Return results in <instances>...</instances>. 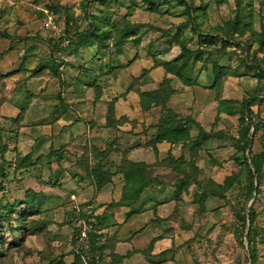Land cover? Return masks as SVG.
Returning a JSON list of instances; mask_svg holds the SVG:
<instances>
[{"label": "rangeland", "instance_id": "374dc122", "mask_svg": "<svg viewBox=\"0 0 264 264\" xmlns=\"http://www.w3.org/2000/svg\"><path fill=\"white\" fill-rule=\"evenodd\" d=\"M164 1L168 6L163 7L161 13L164 14L160 15L149 11L151 4L148 0H120L123 8L117 10L122 16L115 18L117 21L125 15L133 23L170 29V36L164 38L163 44L168 47L153 50L154 53L161 51L157 56L161 63L178 55L180 46L172 42V36L188 19L179 16L185 9L181 6L183 0ZM189 2L202 7L203 13L199 12L196 18L198 23H203L201 29L208 33L217 26L219 39L216 49L224 53L221 55H226L218 60L231 68L222 81L221 95L217 94V100L214 91L211 93L210 89H206L207 94L203 95L198 87L184 85L175 79L177 88L182 89L180 100L185 103L192 96H199V104H204L200 116L206 128L221 135L216 142L210 140L205 145L206 150L200 152L202 162L198 167L204 174V213L199 217L197 215L196 188L183 191L187 195L183 194L180 200L174 199L175 191L171 188L180 178L174 169H181V163L169 159L147 165L151 169L149 175L156 183L155 194L148 208H144L150 213L140 215L136 221L132 210L112 208V204L121 199L120 186L97 199L94 197L93 188L87 186L88 181H85L86 175L79 174L76 167H95L97 162L85 145L94 143L106 147L111 139L107 131L101 130L103 119L100 109L95 112L98 117L94 127L84 123L78 126H84V131L75 128L77 118L81 116L88 121L94 114L91 113L94 94L79 86L75 79L79 71L76 68L67 67L64 72L70 84L63 94L69 107L66 113L60 101L53 98H19L20 91L15 89L17 86L12 81L7 83V80L0 78V102L7 91L13 95L12 99L9 95L11 101L8 106L0 110V264H141L129 260L134 251L148 248L150 239L157 241L153 252L155 255L165 252L155 264H264V127L255 131L257 123H264V0ZM50 7H56L58 12H52ZM100 9L101 2L97 0H0V33L8 35V38L0 35V70L9 73L19 69V63L8 69H3V64L24 57L31 68L41 60L44 63L47 59L50 61L54 43L51 41L59 37L66 20L70 19V26L72 24L74 29L77 26L78 34L84 33L88 28V16L98 15ZM165 10L169 12L165 13ZM106 12L104 10L103 14L108 16ZM202 14L205 15L204 19H201ZM51 17L57 30L47 26ZM228 21H241L249 26L250 40L244 42L238 38L235 44L221 37L222 28ZM180 27L178 43L192 50L197 49L199 39L193 29L194 24L190 22L186 29ZM252 31L262 36L256 37ZM72 32L70 35L74 34ZM150 36L152 34L143 38L139 48L126 50L130 57L137 53L138 56L130 65L128 59L123 58V63L128 67L111 75L104 99L119 96L132 85H129L130 76L152 66L148 52ZM96 50L97 47L85 50L81 52V58L70 60L88 63V68L92 70L90 79L106 82V75L102 72L110 69L103 65L108 59L103 57L105 53L94 58ZM70 52L74 53V48ZM242 59L258 69L235 70L239 65H244ZM101 65L103 67L100 69ZM201 65L191 57L186 69L198 76ZM203 72L199 76L201 84L210 85L214 81L212 72L207 69ZM238 73H246V76L237 77ZM205 75H209V78ZM153 79L146 76L136 83L132 87L134 91L118 102L119 112L131 118L139 117L138 92L161 84ZM24 89L33 95L44 93L46 97H53L61 86L50 71H45L39 79L30 80ZM219 96L221 103L218 105ZM22 107L27 109L21 124L5 119L4 116H16ZM249 126L251 153L248 150L246 157L251 169H245L243 159L237 161L241 157L238 138ZM122 128L125 130H121L118 136L122 133L129 136L131 127L125 125ZM139 129L137 131H141ZM150 130L156 133L152 124L146 131ZM110 134L114 138L111 131ZM126 141V145L133 148L139 140L132 136ZM168 147L169 144L162 143V157L166 156ZM215 148L217 153L213 156ZM30 153L31 158L25 161L24 156ZM136 153L142 155L139 151ZM142 157L150 160L151 156ZM120 160L109 158L116 165ZM198 161V158H189L190 169H199ZM251 161L259 169H255ZM251 174L255 176L254 180ZM210 181H216L217 185L213 186ZM252 186L255 192L249 199ZM29 199H34V204H28ZM172 200H175V204L171 203ZM176 204L179 209L173 212L174 207L177 209ZM78 214L84 218L81 219ZM95 215H100L101 220H93ZM146 223V235H139L136 230ZM97 226L107 229L98 232ZM115 260L118 262L115 263Z\"/></svg>", "mask_w": 264, "mask_h": 264}, {"label": "trees", "instance_id": "16d2710c", "mask_svg": "<svg viewBox=\"0 0 264 264\" xmlns=\"http://www.w3.org/2000/svg\"><path fill=\"white\" fill-rule=\"evenodd\" d=\"M99 1L101 2L102 9L98 11V15L93 14L88 16V28L84 33H79V35L76 29L77 26H75L74 29L72 27V24L70 26V19L66 20V22L64 23L65 28H63L59 37H55V39L51 41L52 43L54 41V43L52 51L50 53V61L49 59H47V61L45 60L44 63V61L41 60L38 65L31 68L27 62L26 57L20 58V60H18L20 65L19 69L9 73H3L0 70V78H4L5 80H7V83L9 81H12L17 86L15 89H19L17 91H20L19 93L25 91L24 88L28 85L30 80L39 79L45 71H50L52 75H54V77L58 79L59 83L62 85L61 68L64 64V61L62 60V55L70 54L72 47L75 48L74 50L75 52H77V54L81 50H88L92 47H97V50L100 53H105L109 49L110 55L116 57L117 55H122L127 49H131L134 47L139 48L143 38L148 36L151 32L158 33L159 35L150 43L149 52L157 45V42L161 41L165 37L170 36V29H166L158 25L152 24L147 25L142 23H133L130 22L125 15L120 20L116 21L115 18H119L120 16H122L121 13H119V10L123 8V6H121L120 4V0H97V2ZM148 1L151 4V9L149 10L151 13L160 14L161 10H163V7L168 6V3H166V1L164 0ZM183 1L184 2H182L181 6H183L185 9L182 10L181 15L179 16H186L188 17V19L182 23L181 27L186 29L190 22L194 24L193 29L196 30L197 39H199L198 47L195 50H191L189 48H186L183 44L180 45L178 43V35L180 30L179 26L177 29V33L172 36V42H176L174 44H178V46H180V53L176 58L164 65L165 71L167 74H171L175 77L180 78L184 82L189 83L187 79H184L181 76L182 74L180 72V69L183 67L188 58L195 57L196 60L202 62L204 69H210L212 71L214 75V81L210 86V89L215 92V100H217V94L221 95L220 88H222V81L224 80V78L227 77V70L231 69L229 66L222 65L218 60V58H222L226 55H221L224 53L221 51L217 52L216 49L217 40L219 39V35H217V26L213 27L209 31L210 33H207L206 31L201 29V25L203 23L201 21H199L198 23L196 21V18H198V13L202 12V7L192 5L189 0ZM176 6H179V4H176ZM50 10L52 12H58L56 7H50ZM104 10L107 11L106 13H108V16H105L103 14ZM167 12L169 11L165 10V13ZM163 14L164 13H161L160 15ZM204 17L205 15L202 14L201 19H204ZM72 30L74 31L75 35H70V32H72ZM250 31L251 29L249 28V26L244 25L241 21H228L226 26L222 28V35H220L221 37H225V40L234 42L236 44L238 38H242L243 40H245L244 42H248V40H250L249 34L251 35ZM252 34L254 36L256 35V37H259L261 35L253 31ZM0 35H3L2 37L4 38H8V35H6L5 33H0ZM210 47L214 49L210 50ZM254 59L257 62V59L255 57ZM242 61L244 65H239L235 68V70L238 71L241 69H245L254 71L255 69H258L257 66L253 67L248 62H246L245 59H242ZM80 69L83 70V75L80 78L81 82L85 85H88L89 87L95 85L96 81L90 79L91 71L87 68L85 69L84 67H80ZM259 69L262 70V68ZM146 75L147 71H144L141 77L134 78V82L131 83L132 85L127 89L126 93L123 94L122 97H125L126 94H128L132 90V87H134L135 84L141 81ZM244 75H246V73H238V77H242ZM11 93L12 92L9 91L5 93V98L0 102L1 111H3V107L10 100L9 95H11ZM27 93L29 100L42 98L38 95H33L30 92ZM175 93L176 90L172 85V80L169 78H165L159 88L151 91L141 92L139 94L140 106L143 112H150L154 108H159L162 112L159 121L156 123V125H154V129H156L154 144L161 141H169L172 143L175 142L177 145H183V150L189 149L191 151L190 157H187L184 152L179 158H175L172 155H169L163 160L165 161L169 159L171 161L174 160L176 162L181 163V169H174V171L177 172L180 177L177 179L175 185H173L172 187V189H174L175 191V200H180L179 198H181V196L183 195V191L186 190V192H189L190 190H192L193 184L197 185L199 191H197L195 194V200L196 205H198L197 215L199 216L203 214L205 210L203 197L204 188L202 185V180L204 179L203 172L201 171L202 169L198 167V162L197 167L199 169H190L191 165L188 160L189 158L190 160L197 158L199 152L206 150L205 145L208 144L210 140L213 141L214 139L221 138V135H218L215 130L210 131L208 129H205L201 123H198L192 117L183 118L180 114L176 113L172 108H170L169 104L172 96ZM220 97L221 96H219L218 98V102L221 101ZM52 98L60 99L62 101L61 93H58V95L53 97H43V99L46 100H50ZM116 100L117 99H115V101H112L109 104L106 122V128L113 133L114 139L110 143H107L108 145L106 147H103L102 145L97 146L96 144L85 145L86 149L89 148L91 150L90 155L92 158L95 159V163H97L95 167L91 166L90 169H81L79 166H77L76 168H78L77 172H79V174L86 175L85 181H88V184L93 187L95 196L102 194L107 188V186L113 184L115 180H118L117 177H119V180L124 183L122 187V195L120 199L121 201L119 200L116 203L112 204V208H128L129 212L131 210L133 211L134 217L135 215L147 211V209L144 211V208H148V200H144L142 195L147 188L156 187V183L153 182V177H150L149 175V171L151 169H148L150 167H148L147 165L150 164L135 163L129 160L127 157L128 150L122 151V146L118 145V142H120V140L122 139L120 136H118V134L122 132V127H124L125 125H130L131 131H129V134L133 135L134 130L137 128L138 121L130 119L128 116L125 115L118 116L115 113L114 107ZM26 109L27 107H22L18 111V114L16 116L4 117L8 121L14 120V123L16 122L17 124H21L24 120ZM263 124L264 123L262 121L257 123L255 131L260 129V127H264ZM249 132L250 126L246 128L245 131L241 133V137L238 138V144L241 145V148H238V152L241 157H238L237 161L239 159H243L242 164L245 169H251L248 162V158L246 157V152L248 150L251 153ZM122 134L124 135V133ZM213 149L214 148H212V150ZM119 153H121V160L117 162V165L116 163L109 161L110 157L115 158ZM30 155L32 156V153L24 156L25 161L31 158ZM163 160H157L156 162ZM251 164L254 165L255 169H259L253 161H251ZM254 178L255 176L251 174V179L254 180ZM210 182L213 183V186L217 185L216 181ZM200 190H202V193H199ZM254 192V186H252V188L250 189L249 199L253 197ZM32 203L34 204V199H32V201L31 199H29L28 204L31 205ZM176 207L177 209L174 210V212L178 211L179 209L178 205ZM78 216L81 217V219L84 218L81 214H78ZM93 220L100 221V215H95ZM96 228L98 229V232L105 231V229H107L98 226ZM75 231L78 232V229H75ZM154 242L155 240L152 241L148 248L142 251H134L133 255L137 252H142L146 255L147 260L150 264H155V262H159L160 258L165 252H162L158 255H152L151 252L153 249ZM154 257H157V259L155 260ZM117 262L118 260H115V263ZM117 264L121 263L118 262Z\"/></svg>", "mask_w": 264, "mask_h": 264}, {"label": "crops", "instance_id": "0c3cea01", "mask_svg": "<svg viewBox=\"0 0 264 264\" xmlns=\"http://www.w3.org/2000/svg\"><path fill=\"white\" fill-rule=\"evenodd\" d=\"M56 33V32H55ZM150 34H152V36H150V41L152 42V40L156 39L158 37V33H155V32H151ZM164 40L165 39H162L161 41L157 42V45L149 52V56L151 57L152 59V66H150L149 68H143L142 69V72L140 74H133L131 78V82H133L134 78H139L143 75L144 71H147V75L146 76H149L151 78H154L153 80H155L156 82H160L162 84L163 80L165 78H169L172 80V85L174 87V89L176 90V93L172 96L171 98V101H170V108H172L176 113L180 114L183 118H186V117H192L195 121H197L198 123H201L202 126L206 128V124H204V120L202 119V117L200 116L201 112L203 111L202 108H203V105H200L199 104V100H198V97L199 96H192L190 99H188L185 103L182 101V99L180 100V97L182 95V89H178L177 86L175 85V79H179L182 84L184 83V85H187V86H193V87H198L200 90L199 92H201L203 95L207 94V91L206 89H210V86L212 85L213 82H211L210 85H204V84H201L200 80H199V76H201L202 74H204V68H203V64L201 65V72L198 74V76H194V73H191V71L189 72L188 69H186V66L187 64L189 63V60L191 59L188 58L185 62V64L183 65V67L180 69V72H181V76L184 78V79H187L189 81V83L187 82H184L183 80H181L180 78L178 77H175L171 74H167L166 71H165V68H164V65L166 63H168L169 61L173 60L174 58H176L177 56H175L173 59H168L167 61L161 63L158 61L157 59V56L160 55L161 51H158L157 53H154V49L156 48H161V47H168L167 45H163L164 44ZM150 42V43H151ZM68 44V43H67ZM140 47V46H139ZM73 48V47H72ZM171 48V47H170ZM75 49V48H74ZM92 48L88 49L87 51L89 50H92ZM190 49V48H189ZM149 50V48H148ZM192 50V49H191ZM85 50H81L78 54L77 52H74L70 55H67V54H64L62 55V60L65 61L61 68V78H62V85L59 83V85L61 86V89L58 93H61V98H62V101L60 99H54V100H57V101H60V103L62 104V106L64 107V113H66L68 110H69V107L68 105L66 104L64 98H63V94L66 90L69 89L70 87V84L69 82L67 81V77H65V73L66 70H67V67H71V68H76L78 71V75L77 77H75L76 81L79 83V86L82 88V90H90L93 92L94 94V99H93V108H92V111L91 113L93 112V116L90 120L86 121L84 120L81 116L79 118H77L76 120V123H75V127L76 129H80L82 131H84V126L79 128L78 126H81V125H84V123L86 124H89L90 123V127H94L95 123H96V120H97V114L98 113H95L98 109H100V114H101V119H103V125H101V130L102 132L104 131H107V134L109 135L108 137H110L111 141L114 139L113 137H111V134H110V131L106 128V122H107V115H108V109H109V104L112 102V101H115V104H114V107H115V113L118 115V116H128L130 119H134V120H137L138 121V125H137V128L134 130V133L133 135H130L129 136H125V135H119L122 139L120 140V142H118V145L122 146V151H126L127 149L129 150L128 151V156L129 158L135 162V163H145V164H153L155 163L157 160H163L161 158H164L165 157H168L169 155H172L173 157L175 158H179L184 152L185 154L187 155V157H190V150L189 149H185L183 150V145H177L175 142H169V141H161V142H158L156 144H154V139H155V135L156 133L152 130H150L149 132L146 131L148 130V127L152 124V125H156V123L159 121L161 115H162V112L159 108H154L152 109L150 112H143L141 110V106H140V99H139V94L141 92H145V91H151V90H154V89H157L161 86V84H159L156 88H149L147 90H144V91H139L138 92V114H139V117H135V118H131V116H129L128 114H122L119 112V110L117 109V104L118 102L120 101L121 98H125V97H122L123 94L126 93L127 90L121 92L119 94V96H115L114 98L112 99H109V100H106L104 99V96L106 95L107 93V89H106V86L108 85V81H109V78L111 77V75H114L113 73L116 71L117 72H120V70H125L128 65H130L131 62H133V60H135L138 56V53L136 54V56L134 57H130L129 54L127 55L126 54V50L124 51V53L122 55H117L116 57H111L110 55V50L108 49L105 54L103 55V57H105L106 59H108L107 62H104V66H107L109 67L110 69L107 71V72H102L103 74H105V78H106V82L104 80H100L99 82L97 80L95 85H92L91 87H89L88 85H85L81 82L80 78L81 76L83 75V70L80 69V67H84L85 69L87 68L88 70H90L92 72V70L90 68H88V63H77L76 61L75 62H72L70 59L71 58H77V60L79 58H81V52H83ZM130 51V50H129ZM166 51V49L164 50ZM168 51V50H167ZM170 51V50H169ZM164 53V52H163ZM162 53V54H163ZM179 53H180V50H179ZM178 53V54H179ZM100 52L98 50H96V52L93 53V57L94 58H98ZM103 54V53H102ZM67 56V57H65ZM130 57V58H129ZM123 58H127L129 63L128 65L127 64H124L123 62ZM195 58V57H194ZM196 59V58H195ZM198 61V60H197ZM4 62V61H3ZM9 62V63H8ZM116 62V63H115ZM200 62V61H199ZM19 63L18 60L16 61H7V64L4 63L3 64V69H8L9 67L15 65ZM69 63V64H67ZM202 63V62H201ZM103 65H101L100 69L103 67ZM98 69V68H96ZM210 70V69H209ZM8 71V70H7ZM89 71V72H90ZM211 71V70H210ZM212 72V71H211ZM242 72V71H241ZM251 73V72H250ZM248 75H250L248 72H247ZM145 76V77H146ZM209 78V75H205ZM213 77V80H214V75L212 73L211 75ZM246 76V75H244ZM144 77V78H145ZM238 77V76H237ZM97 78H99V76L97 75ZM104 78V77H103ZM108 78V79H107ZM143 78V79H144ZM245 78V77H243ZM131 82L129 85H131ZM64 84V85H63ZM28 86V85H27ZM130 87V86H129ZM128 87V88H129ZM81 90V91H82ZM211 90V89H210ZM80 91V93H81ZM134 90L132 89L129 93H132ZM28 89L26 91H23L22 93L19 94V98H23L25 96H28L27 94ZM31 93V92H30ZM58 93L56 95H58ZM128 93V94H129ZM211 93H212V90H211ZM210 93V94H211ZM32 94V93H31ZM47 94H44V93H39L38 96L42 97V98H37L38 100H42L43 97H46ZM100 95V96H99ZM127 95V94H126ZM12 96L11 95V99H12ZM202 98V97H201ZM11 99L5 104V106L3 107V110L8 106V103L11 101ZM46 100V99H45ZM223 100V99H222ZM182 101V102H181ZM221 103L218 102V105ZM83 103L79 104V105H82ZM206 105V104H205ZM211 108H214L213 105H209ZM207 110H209V108H207ZM63 113V114H64ZM100 116V115H99ZM204 116V115H203ZM90 121V122H89ZM155 122V124H153ZM93 124V126H92ZM130 126V125H129ZM131 127V126H130ZM143 127H146L143 129ZM140 128L139 130L141 131H137V129ZM122 130H125L124 128H122ZM131 131V130H130ZM133 137H137L138 138V142L135 144V147L133 148H130L129 145H126L127 143V139H130ZM127 138V139H125ZM135 139V138H134ZM216 142L217 139H214ZM162 143H167L169 144V147L168 149L166 150V156L165 157H162V150H161V145ZM91 144H94V143H91ZM104 146V145H102ZM128 147V148H127ZM127 148V149H126ZM217 149L215 148V150L213 151V156L214 154L217 153L216 151ZM131 151V153H130ZM137 151H139L140 153H142V155H144V157H146L147 155H150V160L147 159V158H143L142 155H137ZM204 152V151H202ZM201 152V153H202ZM199 155H200V152H199ZM117 158H120L121 157V153H119L117 156ZM133 157V159L131 158ZM198 166L200 164V162H202V160L200 159V156L198 157ZM154 159V160H153ZM201 160V161H200ZM200 167V166H199ZM218 167V166H217ZM204 176V174H203ZM117 181L115 180L113 184L107 186V188L105 189V191L100 194V195H96L94 196L96 199L99 197V196H102L105 192H109V190H114L116 189L117 187L122 189L124 183L122 181L119 180V177H117ZM89 186V184L87 185ZM86 186V187H87ZM92 187V186H91ZM93 188V187H92ZM192 188H196V190L198 191V187L197 185H194L193 184V187ZM172 189V188H171ZM155 194L154 192V188H147L145 190V192L143 193V198L144 200H148V204L147 206H149L153 200L152 197H154L153 195ZM184 195H187L186 193L183 192ZM142 198V200H143ZM182 198V196H181ZM187 198H189V196H187ZM142 202V201H141ZM171 203H174L175 204V201L171 202ZM170 204V203H169ZM196 205V204H195ZM177 206V204H176ZM197 206V210H198V205ZM123 210H125V208L123 207L122 208ZM175 210V207L173 209V212ZM146 213H150V211H145V212H142L141 214H138V215H135L133 217L134 221L137 220V218L140 216V215H143V214H146ZM199 217V216H198ZM152 218V216H151ZM152 220V219H151ZM151 222V221H150ZM149 223V222H148ZM148 227L147 223L144 224L143 226H140L136 231L139 232V235H146L145 232H146V228ZM150 244L152 243V239H150ZM157 242V241H156ZM156 242L153 243V249H152V252L151 254L152 255H155L153 252H154V246L156 244ZM149 244V245H150ZM146 249V248H145ZM144 249H139V251H142ZM130 262H133V263H141V264H150L147 260V257L144 253L142 252H137L135 253L131 259L129 260Z\"/></svg>", "mask_w": 264, "mask_h": 264}, {"label": "built area", "instance_id": "2783aa9c", "mask_svg": "<svg viewBox=\"0 0 264 264\" xmlns=\"http://www.w3.org/2000/svg\"><path fill=\"white\" fill-rule=\"evenodd\" d=\"M52 18V17H51ZM50 18V20H49V22L47 23V26H52V28L55 30H57L58 29V27H57V25L54 23V20H53V18L51 19Z\"/></svg>", "mask_w": 264, "mask_h": 264}]
</instances>
